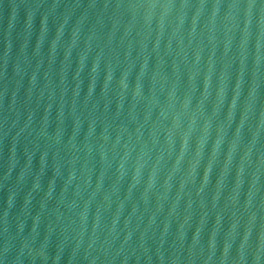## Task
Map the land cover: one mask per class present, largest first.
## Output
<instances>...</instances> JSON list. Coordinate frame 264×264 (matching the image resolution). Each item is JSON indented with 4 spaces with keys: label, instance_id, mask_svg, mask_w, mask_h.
I'll return each instance as SVG.
<instances>
[{
    "label": "water",
    "instance_id": "water-1",
    "mask_svg": "<svg viewBox=\"0 0 264 264\" xmlns=\"http://www.w3.org/2000/svg\"><path fill=\"white\" fill-rule=\"evenodd\" d=\"M0 264H264V0H0Z\"/></svg>",
    "mask_w": 264,
    "mask_h": 264
}]
</instances>
